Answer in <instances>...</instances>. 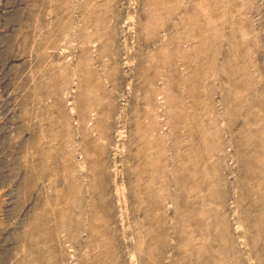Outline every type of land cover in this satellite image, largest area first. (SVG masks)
I'll return each mask as SVG.
<instances>
[{
  "label": "rangeland",
  "instance_id": "1",
  "mask_svg": "<svg viewBox=\"0 0 264 264\" xmlns=\"http://www.w3.org/2000/svg\"><path fill=\"white\" fill-rule=\"evenodd\" d=\"M0 264H264V0H0Z\"/></svg>",
  "mask_w": 264,
  "mask_h": 264
}]
</instances>
